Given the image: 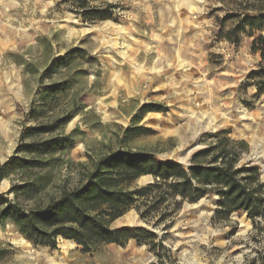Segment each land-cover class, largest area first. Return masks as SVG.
I'll list each match as a JSON object with an SVG mask.
<instances>
[{"label": "rangeland", "instance_id": "obj_1", "mask_svg": "<svg viewBox=\"0 0 264 264\" xmlns=\"http://www.w3.org/2000/svg\"><path fill=\"white\" fill-rule=\"evenodd\" d=\"M106 3L115 5L113 17L90 24L59 0H0V168L16 156L28 128L58 126L27 142L72 133L75 139L72 150L55 157V169L7 172L0 194L27 178L52 175L37 199L20 201L26 209L45 206L79 186L99 159L121 150L187 169L196 153L219 142L215 135L221 132L246 143L247 151L237 147V168L257 167L264 183V94L247 80L260 58L248 37L238 44L226 39L236 21L224 19L239 2L171 0L174 11L167 13L154 10L150 0L92 4ZM67 54L68 64L60 65ZM55 85L66 90L47 98ZM146 104L159 111L140 119ZM132 127L149 132L128 138ZM145 177L131 189L155 183ZM218 200L211 191L179 208L171 201L147 221L130 210L143 221L141 228L156 235L153 249L131 241L85 253L60 238L53 250L0 223V264H264V232L242 211L216 219ZM167 211L173 212L158 222ZM125 216L112 227L127 226Z\"/></svg>", "mask_w": 264, "mask_h": 264}, {"label": "trees", "instance_id": "obj_2", "mask_svg": "<svg viewBox=\"0 0 264 264\" xmlns=\"http://www.w3.org/2000/svg\"><path fill=\"white\" fill-rule=\"evenodd\" d=\"M68 11L79 16L83 22L95 24L113 17L115 5H93L98 0H59ZM224 20H235L227 33V40L238 44L242 35L251 39L250 50L258 55L257 69L247 80L257 87L258 95L264 94V0H237ZM70 54L65 57L67 65ZM251 86V85H250ZM65 85H55L46 90L47 98L63 93ZM159 111L158 106L146 104L139 110V118ZM58 129L57 125L28 128L24 131L16 156L0 168V182L7 172L17 168L24 174L36 169H55L58 154L74 148V134L61 135L45 141L27 142L41 134ZM149 129L128 128L125 136L135 138ZM220 136H224L220 138ZM219 142L210 145L193 158L185 169L175 162L158 161L147 152L117 151L99 159L83 182L62 194L45 206L26 209L22 201L37 199L52 180V175L27 178L22 184L13 185L6 194H0V223L12 224L34 246L55 250L59 239L72 241L90 253L103 245L124 247L131 240L138 244L155 247L156 235L144 228L117 227L112 224L136 209L143 220L151 219L154 210L161 206L168 209L171 201L178 208L184 203H196L209 192L219 197L215 218L228 220L232 214L247 213L255 230L264 232V183L257 167L237 168L240 160L237 147L247 151L245 142L230 139L221 132L215 135ZM23 154V157L20 155ZM152 176L154 184L131 189L141 177ZM10 195L14 198L11 200ZM19 200V201H18ZM173 211H167L158 222L165 220Z\"/></svg>", "mask_w": 264, "mask_h": 264}, {"label": "bare ground", "instance_id": "obj_3", "mask_svg": "<svg viewBox=\"0 0 264 264\" xmlns=\"http://www.w3.org/2000/svg\"><path fill=\"white\" fill-rule=\"evenodd\" d=\"M195 8V7H194ZM220 107V106H219ZM223 109V108H221ZM216 110V109H215ZM217 111V110H216ZM212 114V113H211ZM217 115V114H216ZM208 118V115H207ZM209 119V118H208ZM211 119V117H210ZM182 162L184 164H187L188 161L186 159H182ZM147 178L143 177V181H145ZM125 220H126V225L127 226H131V227H140V226H144V224L142 223V221L140 220V218L135 214V213H129L125 216ZM68 243H74L72 241H67Z\"/></svg>", "mask_w": 264, "mask_h": 264}, {"label": "crops", "instance_id": "obj_4", "mask_svg": "<svg viewBox=\"0 0 264 264\" xmlns=\"http://www.w3.org/2000/svg\"><path fill=\"white\" fill-rule=\"evenodd\" d=\"M150 1L152 3L151 6L154 10H160L163 13H167L166 11H169L168 10V8H169L171 12L174 11L173 5H170L171 0L170 1H168V0H150ZM250 45H251V43H250ZM131 241H134V240H131Z\"/></svg>", "mask_w": 264, "mask_h": 264}, {"label": "water", "instance_id": "obj_5", "mask_svg": "<svg viewBox=\"0 0 264 264\" xmlns=\"http://www.w3.org/2000/svg\"><path fill=\"white\" fill-rule=\"evenodd\" d=\"M141 220V219H140ZM142 221V220H141ZM142 223H143V221H142ZM144 224V223H143ZM126 227H131V226H126Z\"/></svg>", "mask_w": 264, "mask_h": 264}]
</instances>
